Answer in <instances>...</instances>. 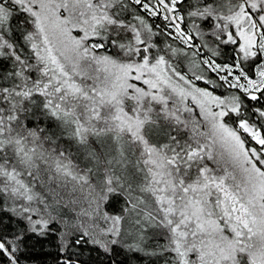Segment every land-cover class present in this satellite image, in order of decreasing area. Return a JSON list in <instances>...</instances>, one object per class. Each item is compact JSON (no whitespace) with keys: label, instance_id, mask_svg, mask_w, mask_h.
Here are the masks:
<instances>
[{"label":"snow or ice","instance_id":"6c2138e0","mask_svg":"<svg viewBox=\"0 0 264 264\" xmlns=\"http://www.w3.org/2000/svg\"><path fill=\"white\" fill-rule=\"evenodd\" d=\"M60 181L90 226L36 190ZM57 231L59 264H264V0H0V257Z\"/></svg>","mask_w":264,"mask_h":264},{"label":"trees","instance_id":"16d2710c","mask_svg":"<svg viewBox=\"0 0 264 264\" xmlns=\"http://www.w3.org/2000/svg\"><path fill=\"white\" fill-rule=\"evenodd\" d=\"M155 23H160L159 20H156ZM190 24L191 21H188ZM161 41H164L165 38L163 36L160 37ZM167 43H171L174 47H181L178 41H166ZM199 43V40L196 41ZM163 47V44H161ZM192 51H195L193 49ZM189 59H191V53L189 52V56L179 57L175 59L173 62L183 69V71L188 72L191 76L192 74V66L189 64ZM226 58L222 57L220 62H224ZM201 87H203V83L200 82ZM224 93L226 94L225 89L220 88L217 90V94ZM251 146H255L254 144H250ZM73 153V160L77 163L81 168L85 167L83 163V157L77 156L75 149H71ZM91 167V165H88ZM95 176H93L92 182L95 183ZM37 191H43V193L47 196L49 204L53 205L55 211H53V215L61 214L62 219L67 221L69 225H75L76 222L80 223V218L78 213L81 209L88 208V202L86 200L87 189L85 191H81L78 185H74L73 182L68 181H60L58 185L54 184L51 187H44L41 189L39 186L36 189ZM54 190L55 194H52ZM59 200V205H56L55 200ZM123 205L122 197H113L111 203L109 204L107 210L112 213L119 212L121 206ZM11 214H9L10 216ZM6 228L4 229V234L11 238L14 233L18 232L17 221L16 218L5 217ZM99 224L103 225L102 221H97ZM54 229H59L60 225H54ZM125 227H129L127 224ZM73 253V259L79 260V264H150V260L147 257H141L139 254H133L128 252L126 249L121 248L119 246L113 249L111 255L105 254L103 251L95 248L90 244H81L79 247H73L69 250ZM67 253H60L59 251V241H58V231L57 234H50L47 238H36L35 236H26L24 239V243L21 245V253L20 255V264H59V260L62 255H66ZM0 264H8V260L6 257H0Z\"/></svg>","mask_w":264,"mask_h":264},{"label":"rangeland","instance_id":"374dc122","mask_svg":"<svg viewBox=\"0 0 264 264\" xmlns=\"http://www.w3.org/2000/svg\"><path fill=\"white\" fill-rule=\"evenodd\" d=\"M65 182V181H64ZM86 189H81V191H85ZM56 201V200H55ZM35 206V205H34ZM79 218H80V223H83L86 227L87 226H90L91 224H92V220H90L89 218H87V217H81V216H79ZM80 223H78V222H76L75 224H80ZM98 223V222H97ZM99 224V223H98ZM101 225V224H100ZM102 226V225H101Z\"/></svg>","mask_w":264,"mask_h":264}]
</instances>
